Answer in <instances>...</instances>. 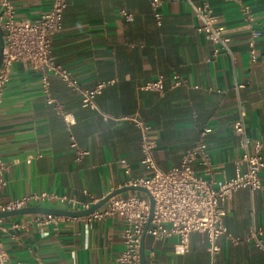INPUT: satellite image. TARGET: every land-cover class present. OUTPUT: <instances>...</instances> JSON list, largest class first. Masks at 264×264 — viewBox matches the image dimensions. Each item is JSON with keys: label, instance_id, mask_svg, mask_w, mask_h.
Wrapping results in <instances>:
<instances>
[{"label": "crops", "instance_id": "crops-1", "mask_svg": "<svg viewBox=\"0 0 264 264\" xmlns=\"http://www.w3.org/2000/svg\"><path fill=\"white\" fill-rule=\"evenodd\" d=\"M10 2L17 18L30 20L49 7V0ZM66 2L61 27L52 37V54L81 87L105 84L94 98L96 108L85 107L81 95L59 77L50 74L45 90L39 71L21 61L11 64L0 100V159L6 167L2 200L47 191L99 201L127 186L129 178L146 175L139 161V128L130 121L105 120L103 114L136 116L149 124L154 159L163 171L177 166L204 133L211 169L195 164L196 172L216 180L231 177L242 154L233 129L240 109L250 138L264 143V0H160V24L150 0ZM202 3L229 35V50L212 55L211 44L198 30L195 6ZM121 9L132 19L126 20ZM250 40L254 62L249 61ZM175 74L181 82L172 87ZM158 75L163 76L162 90L143 88ZM71 136L88 150L79 161ZM260 177L264 182V166ZM133 192L139 191L118 195ZM33 206L71 211L53 201ZM221 207L232 236L264 229L262 190L241 187ZM34 214L3 217L0 242L10 264H116L123 250L122 217L86 223L82 216L62 215L56 223L11 227ZM260 240L264 246V232ZM176 241V236L154 240L146 235V264H211L202 233L189 234L184 253L174 252ZM217 244L214 264H264V249L252 240L233 244L220 236Z\"/></svg>", "mask_w": 264, "mask_h": 264}, {"label": "built area", "instance_id": "built-area-1", "mask_svg": "<svg viewBox=\"0 0 264 264\" xmlns=\"http://www.w3.org/2000/svg\"><path fill=\"white\" fill-rule=\"evenodd\" d=\"M235 1V0H230ZM67 5L66 0H49V7L35 20L17 18L10 0H0V27L3 32V51L0 64V100L1 92L8 81L10 66L15 61L26 63L31 69L41 73V85L46 90L48 76L55 75L69 87L81 95V105L96 108L94 98L100 93L105 83H98L93 88H83L72 73L57 63L51 48L53 35L62 24V14ZM160 0H150L153 16L160 24L158 7ZM200 25L198 30L204 35L212 46V55L221 50H229L230 37L224 27L217 21L206 3L195 6ZM126 20H131L132 15L124 9L120 11ZM254 34H258L255 32ZM249 61L256 60L253 41L248 42ZM181 82L178 75H173L171 86ZM144 89L162 90L163 76L158 75L154 81L147 82ZM48 103L54 101L47 98ZM55 109L62 112L60 105L55 103ZM245 114L239 110L238 117L233 124V129L238 136V145L242 154L235 162V172L231 177L224 179L206 178L195 170V164L202 166L210 172L211 165L203 134L186 149L177 166L167 170H160L154 159L155 142L149 136L150 125L136 116L110 117L103 114V118L114 121H130L140 131V164L148 172L146 175L131 177L127 185L144 187L153 199L151 220L146 230L154 240L176 236L174 245L175 253H184L188 249V239L191 232L202 233L207 241V251L211 264H214L220 247L217 239L223 236L229 242L237 244L243 241H253L257 247L263 248L260 236L264 229H252L245 237L232 236L223 223L224 210L222 202L229 199L233 193L247 187L251 190L260 189L264 192V182L261 181V171L264 166V143L252 139L245 128ZM70 146L75 151V160H81L88 154V150L81 148L70 137ZM124 162V161H122ZM5 164L0 159V192L5 185L3 172ZM124 172L129 174V167L125 164ZM47 201L65 204L73 211L86 209L97 202L78 201L74 197L58 195L47 191H36L9 200H2L0 196V211L16 210L29 205H39ZM149 199L147 195L136 192L127 195H112L100 208L82 216L86 223L107 216L118 215L124 219L122 228L123 250L116 257V264H140L139 248L141 235L144 231L149 216ZM65 218L53 213H35L31 218L21 223H12L11 227L27 228L32 223L41 226ZM4 229L3 217H0V230ZM0 264H10L8 255L0 242ZM45 264V263H42Z\"/></svg>", "mask_w": 264, "mask_h": 264}, {"label": "water", "instance_id": "water-1", "mask_svg": "<svg viewBox=\"0 0 264 264\" xmlns=\"http://www.w3.org/2000/svg\"><path fill=\"white\" fill-rule=\"evenodd\" d=\"M3 44H4L3 32H2L1 27H0V64H1V60H2ZM124 190L139 191V192L147 195V197L149 199V205H150L149 216H148L144 231L141 235L140 248H139L140 264H146L144 249H143V241L145 239L146 230H147L149 223H150V220H151V214H152V208H153V199L149 195L148 191L144 187H141V186L127 185L121 189H118V190H115L113 192L108 193L106 196L101 198L99 201L93 203L90 207H88L86 209L78 210V211H61V210H55V209H50V208H45V207H40V206L29 205L27 207H23V208L16 209V210L0 211V217L20 215V214H25V213H53V214H58V215L84 216V215H87L90 212L94 211L95 209L103 206L110 196L116 195L119 192H122Z\"/></svg>", "mask_w": 264, "mask_h": 264}, {"label": "rangeland", "instance_id": "rangeland-1", "mask_svg": "<svg viewBox=\"0 0 264 264\" xmlns=\"http://www.w3.org/2000/svg\"><path fill=\"white\" fill-rule=\"evenodd\" d=\"M137 194H139V195H143V193H141V192H136Z\"/></svg>", "mask_w": 264, "mask_h": 264}]
</instances>
